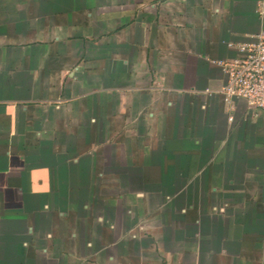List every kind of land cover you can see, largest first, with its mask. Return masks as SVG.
<instances>
[{
    "label": "crops",
    "instance_id": "1",
    "mask_svg": "<svg viewBox=\"0 0 264 264\" xmlns=\"http://www.w3.org/2000/svg\"><path fill=\"white\" fill-rule=\"evenodd\" d=\"M260 4L0 0V264H264Z\"/></svg>",
    "mask_w": 264,
    "mask_h": 264
},
{
    "label": "built area",
    "instance_id": "2",
    "mask_svg": "<svg viewBox=\"0 0 264 264\" xmlns=\"http://www.w3.org/2000/svg\"><path fill=\"white\" fill-rule=\"evenodd\" d=\"M258 13L264 17L263 4L259 5ZM235 48L234 56L214 61L225 75L218 91L230 107L234 101L243 100L248 107L264 112V32L237 43Z\"/></svg>",
    "mask_w": 264,
    "mask_h": 264
}]
</instances>
